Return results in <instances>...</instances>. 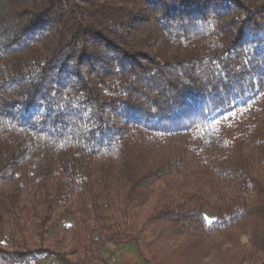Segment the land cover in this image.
<instances>
[{
	"label": "trees",
	"instance_id": "16d2710c",
	"mask_svg": "<svg viewBox=\"0 0 264 264\" xmlns=\"http://www.w3.org/2000/svg\"><path fill=\"white\" fill-rule=\"evenodd\" d=\"M253 220L264 254V0H0V264H194Z\"/></svg>",
	"mask_w": 264,
	"mask_h": 264
},
{
	"label": "rangeland",
	"instance_id": "374dc122",
	"mask_svg": "<svg viewBox=\"0 0 264 264\" xmlns=\"http://www.w3.org/2000/svg\"><path fill=\"white\" fill-rule=\"evenodd\" d=\"M209 222L215 217L206 214ZM69 224V222L67 223ZM255 222L250 221L242 227L234 237L235 241H225L222 245L211 246L203 253L197 252L194 264H260L264 254H256L252 248L251 234ZM144 244V238L140 237ZM31 264H35L34 262ZM39 264H61L53 256L43 255ZM98 264H148L140 255L136 242L127 244H109L101 250V260ZM156 264H175L161 263Z\"/></svg>",
	"mask_w": 264,
	"mask_h": 264
}]
</instances>
